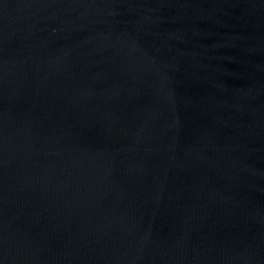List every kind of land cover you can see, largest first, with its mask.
<instances>
[{"label":"water","instance_id":"95a60500","mask_svg":"<svg viewBox=\"0 0 264 264\" xmlns=\"http://www.w3.org/2000/svg\"><path fill=\"white\" fill-rule=\"evenodd\" d=\"M0 264H264V0H0Z\"/></svg>","mask_w":264,"mask_h":264}]
</instances>
